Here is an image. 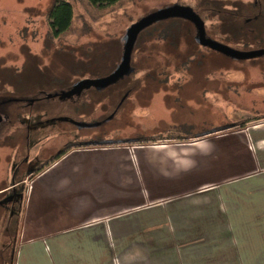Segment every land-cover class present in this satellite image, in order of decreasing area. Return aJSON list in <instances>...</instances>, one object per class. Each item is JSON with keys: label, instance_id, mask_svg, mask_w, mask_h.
I'll use <instances>...</instances> for the list:
<instances>
[{"label": "rangeland", "instance_id": "rangeland-1", "mask_svg": "<svg viewBox=\"0 0 264 264\" xmlns=\"http://www.w3.org/2000/svg\"><path fill=\"white\" fill-rule=\"evenodd\" d=\"M53 2L0 0V116L7 119L0 121V187L17 185L24 178L27 185L32 172L71 148L150 137L145 131L162 123L163 127L168 122L191 125L201 119L202 130V119L207 117L206 130H210L233 124L242 113L254 120L264 118L263 55L236 59L216 54L196 45L197 30L181 19L176 26L185 31L184 39L177 38L179 32L168 42L151 38L149 34L162 22L143 30L131 53L132 75L113 86L34 101L46 93L72 92L78 83L110 78L121 63L127 30L142 18L173 7L194 11L204 23L207 39L239 53L262 51L264 0H257L254 7L255 0H130L96 21L97 12L86 11L85 1L75 0L72 32L57 39L48 21ZM200 80L207 87L208 100L204 108L194 102L187 106L178 92L198 86ZM151 84L175 89L173 103H183L178 112L166 110L161 93L150 104L141 92ZM97 124L92 129L79 127ZM6 132L10 137H5ZM85 135L88 139H81ZM12 143L14 148L7 146ZM22 188L0 195V247L3 240L9 247L14 245L20 209L9 204L14 196L20 203Z\"/></svg>", "mask_w": 264, "mask_h": 264}, {"label": "crops", "instance_id": "crops-1", "mask_svg": "<svg viewBox=\"0 0 264 264\" xmlns=\"http://www.w3.org/2000/svg\"><path fill=\"white\" fill-rule=\"evenodd\" d=\"M202 83L180 90L182 102L204 108ZM142 90L150 104L164 94L168 112L183 104L168 85ZM241 117L210 130L207 117L202 130L201 119L165 122L150 137L83 144L27 185H2L0 195L23 188L9 204L20 223L0 264H264V118Z\"/></svg>", "mask_w": 264, "mask_h": 264}, {"label": "water", "instance_id": "water-1", "mask_svg": "<svg viewBox=\"0 0 264 264\" xmlns=\"http://www.w3.org/2000/svg\"><path fill=\"white\" fill-rule=\"evenodd\" d=\"M169 19H181L190 22L197 30V37L195 38L197 45L224 56L233 57L236 59H247L264 55V51L239 53L216 41L205 38L204 23L198 17V15L194 13V11L189 8L173 7L142 18L127 30L123 39L124 52L121 63L110 78H107L103 81L100 80L90 83L75 84L73 91L69 92L68 95L80 94L85 89L90 87H95L97 90H100L109 86H113L119 80L129 77L133 73V69L130 66L131 53L139 34L149 26ZM98 126L99 124L80 125L79 127L84 129H92Z\"/></svg>", "mask_w": 264, "mask_h": 264}, {"label": "trees", "instance_id": "trees-1", "mask_svg": "<svg viewBox=\"0 0 264 264\" xmlns=\"http://www.w3.org/2000/svg\"><path fill=\"white\" fill-rule=\"evenodd\" d=\"M74 1L75 0H54L51 10L48 13V21L51 29V35L53 38L55 39L63 38L71 34L73 28V19H74V6H75ZM84 1H85L86 11L90 13L97 12L98 16L94 17V21H96L107 11H113L115 8H117V6L130 0H84ZM178 20L180 19H169L166 21H162V23H164L162 24V27L154 28L149 35L153 39H157V40L160 39L164 42L166 41L168 42V39L169 41L173 40L177 36L176 34L180 31L179 30L180 28L176 26ZM184 33L185 31H183L182 33L179 32L177 38L179 39L182 37L184 39L185 36Z\"/></svg>", "mask_w": 264, "mask_h": 264}, {"label": "flooded vegetation", "instance_id": "flooded-vegetation-1", "mask_svg": "<svg viewBox=\"0 0 264 264\" xmlns=\"http://www.w3.org/2000/svg\"><path fill=\"white\" fill-rule=\"evenodd\" d=\"M258 5V2H257V0H255V2H254V5H253V7L254 6H257ZM196 38V37H195ZM196 42V41H195ZM207 49V48H206ZM209 50V49H208ZM262 51H264V50H262ZM213 52V51H212ZM214 53H216V54H219V53H217V52H214ZM220 55H222V54H220ZM263 57H264V55H263ZM65 96H68V93H64V94H55V95H53V94H45L44 96H41L39 99L37 98V99H35L34 101H42V100H50V99H53V98H62V97H65ZM19 101H23V100H19ZM114 114L115 113H113V114H111V116H110V118H113L114 117ZM113 115V116H112ZM0 121L1 122H6L7 121V119L5 118V116L4 115H2V116H0ZM1 125H0V128L2 127V123H0ZM26 141V140H25Z\"/></svg>", "mask_w": 264, "mask_h": 264}]
</instances>
